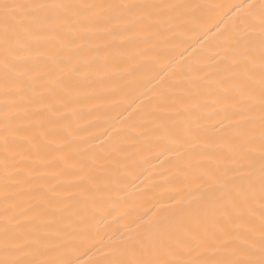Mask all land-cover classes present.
Segmentation results:
<instances>
[{"label": "snow or ice", "instance_id": "1", "mask_svg": "<svg viewBox=\"0 0 264 264\" xmlns=\"http://www.w3.org/2000/svg\"><path fill=\"white\" fill-rule=\"evenodd\" d=\"M202 7L169 0H0V264H75L59 247L51 253L53 238L76 228L79 203L102 210L99 187L75 185L79 201L60 199L59 189L40 179L71 159L68 137L75 133L49 136L44 129L55 127L57 104L67 108L74 78L87 75L98 59L88 51L93 37L157 36L177 23L179 10ZM234 10L237 21L223 63L202 83L178 82L161 94L158 111L166 115L153 121L151 131L173 145L212 149L225 137L205 140L200 118H184L210 103L222 117L215 130H225L233 154L248 163L220 175L206 173L208 202L194 218L174 225L167 217L151 218L143 230L111 238L103 264H264V0H245ZM37 40L55 41V54L39 62L50 61L54 70L34 66ZM25 193L37 203L25 207ZM25 218L33 221L27 228Z\"/></svg>", "mask_w": 264, "mask_h": 264}, {"label": "bare ground", "instance_id": "2", "mask_svg": "<svg viewBox=\"0 0 264 264\" xmlns=\"http://www.w3.org/2000/svg\"><path fill=\"white\" fill-rule=\"evenodd\" d=\"M169 2L205 7L179 10L177 23L161 29L157 36L131 32L126 38L105 40L103 33L93 37L88 51L98 53V59L87 75L74 78L76 91L67 108L57 104L60 114L51 117L55 127L44 129L49 136H67L69 131L75 135L68 137L71 159L66 164L56 163L40 179L58 188L60 199L75 196L79 201L75 185L101 190L102 210L79 203L76 228L62 238H53L57 244L51 253L57 254L59 247L75 264H103L113 247L111 238L130 229L143 230L144 220L167 217L166 223L174 225L194 218L208 202L210 179L206 173L220 175L225 169L248 163L233 154L226 131L215 130L222 117L216 116L210 103L204 112L184 118H200L207 130L205 140L225 137L212 149L181 147L152 134L153 121L166 115L158 111L161 94L178 82L202 83L200 78L213 72L218 62L223 63L228 55L226 42L237 21L234 6L245 0ZM105 44L110 46L106 49ZM33 47L34 66L41 71L54 70L50 61L39 62L55 54V41L37 40ZM82 165L86 166L83 171ZM21 203L29 207L37 201L25 193ZM32 223L22 219L25 228Z\"/></svg>", "mask_w": 264, "mask_h": 264}]
</instances>
